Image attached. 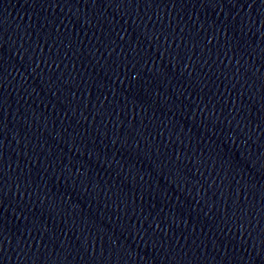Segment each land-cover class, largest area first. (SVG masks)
<instances>
[{"label":"water","instance_id":"water-1","mask_svg":"<svg viewBox=\"0 0 264 264\" xmlns=\"http://www.w3.org/2000/svg\"><path fill=\"white\" fill-rule=\"evenodd\" d=\"M0 264H264V0H0Z\"/></svg>","mask_w":264,"mask_h":264}]
</instances>
